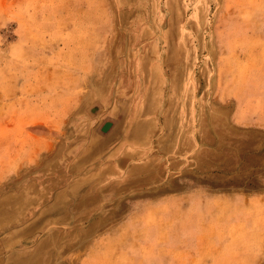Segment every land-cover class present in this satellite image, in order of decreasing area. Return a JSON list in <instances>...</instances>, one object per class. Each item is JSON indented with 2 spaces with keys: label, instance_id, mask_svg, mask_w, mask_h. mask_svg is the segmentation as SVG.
Masks as SVG:
<instances>
[{
  "label": "rangeland",
  "instance_id": "1",
  "mask_svg": "<svg viewBox=\"0 0 264 264\" xmlns=\"http://www.w3.org/2000/svg\"><path fill=\"white\" fill-rule=\"evenodd\" d=\"M50 41L79 43L87 63L77 68L92 69L82 120L91 134L114 139L88 173L107 166L114 173L82 186L59 162L60 144L1 176L0 264H140L128 253L155 234L162 258L147 264H264V237L226 224L254 208L231 203L217 217L200 203L204 195L264 194V130L233 122L236 105L252 106L247 96L237 102L236 75L263 69L264 49L253 66L228 60L235 46L264 47V0H0V122L18 123L19 137L36 115L6 103L17 82L47 72L44 61L35 63ZM228 84L236 99L222 97ZM156 91V112L140 115L145 94ZM73 135L68 128L66 138ZM0 137H12L10 129L0 127ZM7 165L3 154L0 168ZM156 171L163 197L183 200L164 203L157 218L146 207L160 195Z\"/></svg>",
  "mask_w": 264,
  "mask_h": 264
},
{
  "label": "crops",
  "instance_id": "2",
  "mask_svg": "<svg viewBox=\"0 0 264 264\" xmlns=\"http://www.w3.org/2000/svg\"><path fill=\"white\" fill-rule=\"evenodd\" d=\"M41 27L42 29L37 30L42 33L61 31L56 26L50 28L46 26ZM75 29V27H70V32H75ZM34 31L37 32L35 29ZM48 43L51 45L48 47V52L38 57L36 59L37 64L35 63L38 66L44 61V68L47 69V72L43 76H41V73L36 74L34 72L32 78L17 82L16 89H14L10 95V100L6 103L12 107H17V110L20 112H34L36 116H33V120L29 121L27 126H24L26 135L24 137L17 136L18 130L22 129L18 123L7 124L6 121L0 122V127L5 126L9 128L12 134L10 138L0 137V146H5L4 150L0 149V161H2L3 154H6L8 158V165L5 168H0V177L12 175L15 168L19 167L20 164L32 166L40 154H52L56 150V147L62 144L64 147L62 152H60L62 158L59 162H64L65 166L69 163L71 173L78 179H81L80 184L82 186L89 183L91 185H101V182H95L96 180L90 181L89 179L91 177L100 178L106 176L108 180L109 174L112 176L114 173V166L99 169L92 173V175L88 172H90L91 166L102 161L114 136L110 132L103 136L97 130L91 134V126H88L90 123L82 120L87 113V107L91 100L89 94H82V92L84 93L83 80L92 74V69L77 68V64L87 63L82 55L78 58L79 53L76 48L80 47L79 43L75 41H63L60 43L50 41ZM260 49H264L263 45L252 46L251 44H246L245 46H235L234 52L230 53L233 57H229L228 60L234 61L235 65L248 61L253 66L256 61L261 62ZM66 56L70 57L71 60H67ZM68 63L69 65H73L74 68L68 67ZM246 74L249 75L248 79H246L247 76L243 77L242 74L236 75L235 80H239L238 88H234L236 93L239 92L237 99L234 94H228L231 91L229 84L226 85L228 91L222 86L223 90L220 93H222V97L225 100L231 97L235 98L237 102L243 100V96L250 97L252 99L250 105L252 106L245 108L242 101L236 105L233 122L240 127H253L264 130V68L257 67L250 70V72L248 69ZM242 77L247 81L245 80L244 82ZM15 80L13 79L14 82ZM24 81H27V83H24ZM243 83L244 87H241ZM23 88L29 89L24 90ZM224 90L227 92H224ZM160 101L161 95L158 91H156L155 95H152V93L151 95L145 94L144 101L142 102L144 107L141 105L138 110L140 115L143 112H145L143 114L156 112ZM70 117H74L75 120L70 122L68 120ZM39 127L45 130L42 134H38L35 131ZM68 128L73 130L74 135L66 138ZM154 176L157 182L154 185V191L160 195L153 202H149L146 207L154 208L157 218V211L163 208L164 203H170L173 207L176 205L175 203L179 206V203L183 200L182 198L163 197V172L159 174L156 171ZM87 191V188H83L77 189L75 192L83 193ZM60 192L62 193L63 191ZM200 197L202 198L200 203L204 202V207L208 208V212L214 213L217 217H220L218 214L220 209L227 208L231 203L247 208H254L255 212L253 214L242 216L239 220H228L226 224L231 227L236 226L240 231L254 232L264 237V194L250 196L236 194L233 197L204 195ZM146 217L143 215L140 217L141 225L145 224ZM141 219H143L144 223L141 222ZM227 239H229V236H227ZM139 240V251H136V254L129 252V256L135 257L140 264H147L148 257L154 256L156 260L157 258H162V235L155 234L152 239L140 238ZM121 252L124 254V251ZM253 255L255 256V254Z\"/></svg>",
  "mask_w": 264,
  "mask_h": 264
}]
</instances>
